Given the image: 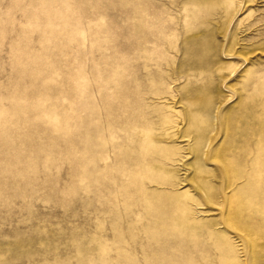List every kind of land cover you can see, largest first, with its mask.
Masks as SVG:
<instances>
[{"label":"rangeland","instance_id":"rangeland-1","mask_svg":"<svg viewBox=\"0 0 264 264\" xmlns=\"http://www.w3.org/2000/svg\"><path fill=\"white\" fill-rule=\"evenodd\" d=\"M0 264H264V0H0Z\"/></svg>","mask_w":264,"mask_h":264}]
</instances>
